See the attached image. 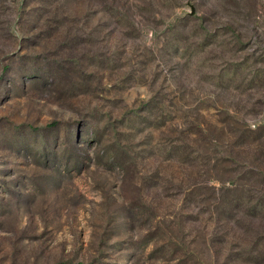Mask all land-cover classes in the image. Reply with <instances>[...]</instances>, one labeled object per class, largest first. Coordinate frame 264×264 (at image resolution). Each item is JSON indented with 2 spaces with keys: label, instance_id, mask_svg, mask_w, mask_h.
Returning <instances> with one entry per match:
<instances>
[{
  "label": "rangeland",
  "instance_id": "rangeland-1",
  "mask_svg": "<svg viewBox=\"0 0 264 264\" xmlns=\"http://www.w3.org/2000/svg\"><path fill=\"white\" fill-rule=\"evenodd\" d=\"M263 179L264 0H0V264H264Z\"/></svg>",
  "mask_w": 264,
  "mask_h": 264
},
{
  "label": "trees",
  "instance_id": "trees-1",
  "mask_svg": "<svg viewBox=\"0 0 264 264\" xmlns=\"http://www.w3.org/2000/svg\"><path fill=\"white\" fill-rule=\"evenodd\" d=\"M232 25V24H231ZM233 26V25H232ZM231 26V27H232ZM233 31V29H232ZM234 32V31H233ZM217 34V33H214ZM233 77V75L231 76ZM202 131V128L199 127V129H197V133H200ZM194 133V132H192ZM188 135H191L188 134ZM217 140V139H216ZM210 142V139H209ZM261 142H256V145H254L253 147L255 148H261ZM179 149L177 148H171V149H176L174 151H179L180 153H182L185 158H189L191 156L194 157L193 153L194 151L196 152V150H185L183 146H178ZM197 157V156H195ZM216 160V165L218 163H220V159L219 157H214ZM210 157L209 156H205V161L207 163V165H209L208 163L210 162ZM244 171H249V172H254L253 170L250 171L248 168H245ZM229 176H231V170L230 172H228ZM257 173V172H254ZM261 181H264L261 180ZM232 183V182H230ZM264 184V183H263ZM234 188V183H232V186H221L219 189H233ZM258 196V195H255ZM264 195H259L258 197H255L254 199H252V204L251 206L247 209V204L245 203V199L242 196H237V195H231L230 198H228V200H220V198L218 199V201L216 202V197H214V195L212 196V201L216 202L215 204L213 203V210L217 213H222V212H228L230 213L234 218L235 221H237V218L245 221V225L251 226L252 224H255V222L257 221V218L263 217L264 216ZM257 199V200H256ZM244 209H247L248 211H244ZM262 225V224H261ZM259 238H264V234L259 235Z\"/></svg>",
  "mask_w": 264,
  "mask_h": 264
}]
</instances>
